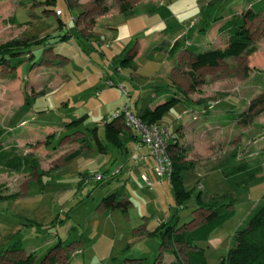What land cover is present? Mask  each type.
Masks as SVG:
<instances>
[{"label":"rangeland","instance_id":"obj_1","mask_svg":"<svg viewBox=\"0 0 264 264\" xmlns=\"http://www.w3.org/2000/svg\"><path fill=\"white\" fill-rule=\"evenodd\" d=\"M262 1L0 0V46L46 38L0 64V144L37 162L21 172L0 170V264L30 254L29 264H166L175 255L161 230L203 222L209 212L197 208L199 193L204 203L235 211L198 245L208 264L221 262L235 231L264 204V183L232 189L223 175L242 164L260 165L264 175V111L254 115L262 105L244 122L224 118L248 113L264 97V11L247 23L251 52L193 71L189 48H223V23ZM161 6L171 13L167 20L157 14ZM202 7L221 20L201 17ZM63 35L70 39L59 40ZM176 42L181 47L169 56ZM124 58L130 62L120 64ZM172 93L181 103L157 124L186 149L182 178L190 199L180 209L154 158L148 153L139 162L147 148L138 140L113 148L102 126L127 108L138 116ZM97 174L103 182H95ZM118 191L132 203L127 215L103 213L102 198ZM17 242L23 250L9 252ZM174 247L184 261L186 248Z\"/></svg>","mask_w":264,"mask_h":264},{"label":"trees","instance_id":"obj_2","mask_svg":"<svg viewBox=\"0 0 264 264\" xmlns=\"http://www.w3.org/2000/svg\"><path fill=\"white\" fill-rule=\"evenodd\" d=\"M207 7L210 6L207 5ZM262 11H264V1H262L261 4L259 3L249 7L245 11L241 12L239 16H232L226 20L218 30L220 34L227 37L226 44L223 48L209 49L199 52L195 46L190 47L189 51L194 55L190 68L195 71L203 66L216 67L219 62L253 51L247 23L250 22L257 15V13ZM157 14L162 20H167L171 16L169 9L165 6L158 8ZM199 14L201 17L206 19L212 18L211 20L214 21V23L221 20V16L213 17L212 12H207L205 7H202L199 10ZM69 39V35L59 37V40L61 41H67ZM45 40L46 38L33 40L28 43L20 40H11L6 42L4 45L0 46V64L3 62L5 57L17 55L22 50L27 49L32 45L41 44ZM180 47V44L176 42L169 49L168 55L174 56L179 51ZM126 61L130 62V59L124 58L120 64H124ZM178 103H181V99L172 93L170 97H167L165 100L154 105L153 108H144L140 115L137 116L135 114V116L144 125H159L157 123L163 119L166 113L175 104ZM258 105H262V107L254 113L255 116L264 111V97L256 99L249 108L248 113L226 112L224 118L231 122H244L246 121V118L249 117V113ZM102 126L105 138L104 141L110 144L113 148L115 147L117 149L126 150V145L130 141L138 140V144H141L139 136L134 132L129 130L131 135L129 137L126 136L123 129L125 128L128 131V128H126L123 123L122 114L110 119L108 122H104ZM2 136L3 133L0 132V138ZM99 145L102 149H104L100 142ZM171 149H174L172 155L170 151ZM15 151L14 146L7 150L0 144L1 172H21L31 167H37V162L34 157L31 155H17L15 154ZM167 151L170 154L171 170L164 176L168 178L172 186L175 204L178 209H180L183 208L186 201L190 199V193L183 187L182 178V172L186 170V166L183 161L186 149L177 141H173L172 137L168 143ZM262 171L263 167L260 165L250 167L247 164H242L224 172L223 175L228 186L232 189H236L242 186L253 187L264 183V175L261 174ZM119 172L120 171L118 170L115 174ZM112 178H114V176ZM103 181V176L101 180H95L97 183H101ZM119 196V191L107 195L102 198L100 206L105 207V212L119 209L124 215H126L127 210L132 203L125 197L124 194H122L121 197ZM122 199H124L123 202ZM196 204L197 208L209 212L204 221L199 225L192 229H186V224H182V226L179 227H173L172 224H170L167 226L165 232L161 230L162 239L167 238V243L171 246V251L175 255V260L168 264H208L203 249L198 245L201 243H207L212 233L217 228L223 226L227 221L232 219L235 215L234 209L229 208V204L212 206L204 203L201 200V193L197 195ZM164 225L166 224L160 225L158 229H162L160 227H164ZM174 246H182L186 248L187 251L185 252L184 261L179 257L178 250L175 249ZM22 250L23 247L20 242L14 243L8 249L11 253L20 252ZM26 258V260H18L15 263L29 264V262H31L32 254L28 255ZM52 260L53 259H51L50 262L51 264H53ZM132 260L142 262L144 259L133 258ZM219 264H264V204L256 206L250 211L244 220L243 225L235 231L231 239V246Z\"/></svg>","mask_w":264,"mask_h":264},{"label":"built area","instance_id":"obj_3","mask_svg":"<svg viewBox=\"0 0 264 264\" xmlns=\"http://www.w3.org/2000/svg\"><path fill=\"white\" fill-rule=\"evenodd\" d=\"M60 13L59 10L55 12L57 16H60ZM121 114L126 128L139 136L141 144L148 148L150 156L154 158L155 172L162 177L166 173H169L171 170L170 154L167 151V147L172 137L168 129L160 125H144L129 108L125 109ZM118 115L120 114H117L115 117ZM101 179L102 176L100 174L94 176V180L96 181ZM147 184L150 185L148 180Z\"/></svg>","mask_w":264,"mask_h":264},{"label":"crops","instance_id":"obj_4","mask_svg":"<svg viewBox=\"0 0 264 264\" xmlns=\"http://www.w3.org/2000/svg\"><path fill=\"white\" fill-rule=\"evenodd\" d=\"M131 142H134V141H130V142H128L127 143V145L129 144V143H131ZM137 150H139L140 148H141V146H139V145H137L136 147H135ZM149 152L148 151H146V153L144 154V155H141V156H138L139 158H138V160H139V162L141 163V159H143V161L144 160H146L149 156H147V154H148ZM143 156H146V157H143ZM117 170H119V171H121L120 169H117ZM116 170V171H117ZM120 173V172H119ZM125 195V194H124ZM125 197H126V195H125ZM127 198V197H126ZM103 213H105L106 214V212H103ZM127 215V214H126ZM140 259H144V258H140ZM125 260H127V259H125ZM174 260H175V258H174ZM174 260H172V261H174ZM130 261V260H129ZM172 261H169V262H167L166 264H168V263H170V262H172ZM134 261H130V262H128V264H132ZM139 262V261H138Z\"/></svg>","mask_w":264,"mask_h":264}]
</instances>
